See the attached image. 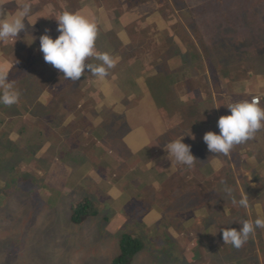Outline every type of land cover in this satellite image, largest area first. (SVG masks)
I'll use <instances>...</instances> for the list:
<instances>
[{
    "label": "rangeland",
    "instance_id": "obj_1",
    "mask_svg": "<svg viewBox=\"0 0 264 264\" xmlns=\"http://www.w3.org/2000/svg\"><path fill=\"white\" fill-rule=\"evenodd\" d=\"M75 1L76 4L80 2ZM100 1L102 0L88 3L85 1L75 11L94 19L99 27L112 30V15L107 10L119 7L121 17L123 16V25L116 28L119 38L126 46L135 45L134 41L138 39L135 33H138L141 41H152V47H147L143 52L147 54L145 57L149 61L142 69L141 64L136 66V72L132 73L129 82H125L123 90H119L111 76L98 82L101 88L107 89V97L116 94L115 103L121 102L123 105L116 106L114 111L118 115H103L108 116L103 122H109L110 127L103 126L99 129L96 126L103 124L99 120L93 124L94 127H88L86 121L82 123L84 129L87 128L84 133L89 140L98 141V148H87L89 159L84 162L83 157L78 155L79 146L77 145L75 152L74 147L69 145L72 142L68 137L75 136V131L70 128L76 112L72 110L68 100L71 98L75 106L73 89L52 86L63 97L58 100H62L63 104L66 101L67 104L65 108L59 106L60 104L59 107H53L55 95L52 89L50 86L41 87L36 84L38 80L33 76L26 84L35 83L34 100L39 105L31 103L26 110L20 99L18 105L14 104L8 113L0 109V264H112L119 255V241L125 235L140 238L145 244L132 264H264L260 229L256 230L241 250L231 244L226 246L221 241L222 235H219L224 228H231L238 221H254L258 211L264 216L261 201L253 204L249 200V208L244 209L233 204L226 191L231 189L232 194L239 199L244 193L243 185L257 188L261 184L255 175L264 176V128L252 139L234 146L227 156L210 152L203 140L209 131L219 134L217 122L221 116H225L224 110L228 115L231 114L230 109L224 107L220 95L227 105L249 100L255 95L261 98V105L264 106V53L252 52L254 46L248 44L251 41L250 36L242 38L237 35L227 38L235 42V47L229 43L213 41L203 52L199 39L196 40L182 16L173 25L177 34L175 41L170 43L163 36L162 27L172 26L173 19H170L168 10L162 12L157 9L156 12L157 0ZM256 1L251 4V8L262 12L264 4H258V1L264 0ZM224 2L231 5L233 0ZM50 3L51 0L0 2V9L10 12L22 9L25 5L32 6L29 20L34 23L37 19L34 25L26 19V29L16 40L7 41L10 54L0 51V64H7L8 67L11 65L9 79L14 85L18 79H22L19 73L35 75L32 71L35 66L28 71L22 68L17 71L19 64L28 66L37 58L36 54L39 60L43 58L39 38L42 36L40 32L44 28V19L53 15ZM164 8L166 9V5ZM163 14L168 18L163 17ZM242 18L247 24L253 22L247 13ZM136 20L137 23H134ZM146 20L149 23L158 22V26L151 28L149 34L146 33L148 28L144 29L139 24L141 22L146 25ZM54 23L58 25L57 20ZM130 27L131 30L127 29ZM186 31L196 40L194 43L199 47L198 53L204 55V70H199L197 63L191 59V54L187 55L189 60L186 63L177 59L175 62L170 61L174 55L167 58L165 54L169 53L175 42L179 47V43L183 42L179 35L187 33ZM260 33L264 39V31ZM255 34L253 33L254 36ZM109 35L113 40L117 39L114 34ZM241 40H244V44L240 46L237 42ZM155 44L159 47H154ZM236 44L239 51L234 49ZM188 52H191L190 48ZM160 58H167L165 61L171 70L179 68V77L182 80L189 77L192 85L201 83L203 86L208 83L213 97H216L214 104L209 107V114L201 122L203 124L185 126L183 134L179 136L169 133L161 137L167 131L163 129L166 123L163 121L164 112L155 98L158 97L160 101L164 92L169 93L174 88L179 90L180 86L176 84L174 73L171 77H165V84L163 77L153 78L157 75L154 61L161 60ZM226 62L241 64L239 72L231 73L239 76V83H226L229 93L221 94L223 77L219 76V72ZM43 63L44 61L42 65ZM186 67L192 70V78L186 72ZM38 68L37 72L43 71L41 65ZM204 74L208 78L204 79ZM126 75L128 76L120 70L118 77L124 79ZM39 78H45V74L39 75ZM185 93L186 91L182 94ZM170 96V99H175V92ZM77 99L80 100V96ZM112 102L106 98L100 105L89 102L87 106L101 108ZM4 116L5 124L1 120ZM95 119L93 116L90 120L93 122ZM138 128L145 129L152 143L134 155L125 138L133 141L139 139ZM182 137L183 142L191 146V151L196 150L197 157L201 158L200 163L198 160L196 164L188 167L177 163L174 158H169L165 145ZM66 146L75 154V160H69L70 164L60 160ZM192 154L195 156V153ZM205 160L208 173L201 169ZM167 167L168 170L176 171L171 178L166 172ZM197 168L210 176L202 182L197 181L196 174L200 175ZM228 177L231 179H227ZM165 178L166 185H163ZM153 179L161 182L155 181L154 185ZM212 185L218 186L212 188ZM116 187L123 188V191L119 189L114 194L113 188ZM121 194L123 196L119 199ZM83 203L89 204L88 214L85 217L83 215L81 222L77 223L72 219V207ZM224 205L227 209H222ZM233 206H238L234 212L231 210ZM201 209H206V213H202ZM211 225L217 227L216 237V231L210 228ZM241 227L242 225L239 226ZM211 238L212 241L208 243ZM200 239L203 241L202 246L198 244ZM193 249L200 254L196 259L190 252ZM222 250H229L231 253L227 254Z\"/></svg>",
    "mask_w": 264,
    "mask_h": 264
},
{
    "label": "trees",
    "instance_id": "obj_2",
    "mask_svg": "<svg viewBox=\"0 0 264 264\" xmlns=\"http://www.w3.org/2000/svg\"><path fill=\"white\" fill-rule=\"evenodd\" d=\"M79 1L80 2L76 4L75 0H51L50 5L53 10L52 11L53 15L50 16L49 18L46 17L44 19L45 20L44 28L42 29V32H40V34L44 35L47 32V34L52 36L53 39L57 38L60 35V33L57 31L58 25L54 23L56 20L54 16L58 15L60 12L64 10L77 12L78 10L75 11V8L78 7L80 3H83L85 1L88 3V2H91L92 0H79ZM157 1L158 2H156V12H158L157 9H161L162 12H164V10H168L169 14H171L169 16L170 19H173L172 26L167 27V28L165 26L162 27V34L169 40L170 43L175 41L177 32L175 31L174 26L179 21L178 17L182 16L187 27L193 31V34L195 35L194 37L196 38V40L199 39L203 52H205L206 49L209 47V43L211 46V43L213 41H218V43H229V45L232 44L235 47V42L227 38L228 36L232 37L233 35H237L238 37H242V38L250 36L251 41L248 44H252L254 46V49L252 52H255V53L257 52L258 54L264 53V50H263L264 39L261 37V33H260L264 31V18H263L264 9L262 12H259L257 9L251 8V4L255 2L256 0H233L231 5H226L224 0H216V1L215 0H157ZM29 3L30 1L27 2V4ZM100 3H103V0L100 1ZM259 3L264 4V1L262 2L258 1V4ZM124 5L125 4L122 5L123 8H124ZM165 5H166V9L164 8ZM199 6H202V7L199 8ZM29 8L31 9L32 6H30ZM118 9L119 7L118 8L115 7L113 9L107 10V13L110 12L111 13L110 15H112L111 23L113 27H112V30H110L109 28L105 29V27L98 26L99 34H98V38L96 41V47L98 51L108 52L116 58L115 67L109 71L108 76L109 77L111 76L110 78H112L117 83V87L119 88V90L120 89L123 90L124 89L123 85L125 84V82H129L132 73L136 72V69H135L136 66L138 64H141L140 68L142 69L144 68V64L149 61V59H146L145 57L147 54L143 52L147 47L151 48L154 43L152 41H149L147 43V42H144L143 40L142 41L139 40L138 33H135V37L138 38L136 41H134L135 45L126 46L123 43V41L119 38L118 33L116 31L117 27L123 25L121 24L123 22L122 20L123 16L121 17L120 11ZM176 13L179 16H177ZM244 13H247V15L249 14L250 19L253 22L250 21L251 23L247 24L242 18ZM98 15L100 16V14ZM148 16H151V14ZM162 16L165 17L166 19L168 18V16H165V14H163ZM124 17H125V13H124ZM134 23H137V20ZM157 23L156 22L149 23L146 20V25H143L141 22H139V24L144 29L148 28L146 30L147 34H149L150 32L149 30H151V28H156L158 26ZM127 29L131 30V27ZM253 33H256L255 36L253 35ZM109 34H114V36L117 39L113 40V37H111ZM179 37L181 40H183V42L179 43V47L177 46V43L175 42L172 46L173 48L169 49V53L165 52L167 58H169L171 55H174L172 59L170 58L171 59L170 61L175 62L177 59L181 63L182 62L186 63L187 60H189V58H187V55L191 54V59L195 63H197V65L199 66V70H204L205 69V66H203V64L205 65V60L203 58L204 55H201V53H198L199 47L194 43L196 40L193 37H190L188 32L184 34L181 33ZM243 41L244 40H241L240 42H237V43L240 44L241 46V44L242 45L244 44ZM157 42H159V39H157ZM180 44H182L185 48L183 46H180ZM238 44H236V48H234L235 50H238V47H237ZM8 46H9L8 42L2 41L0 43V50L3 51L4 53H7V55L11 53V50H9ZM34 47L37 48V46H34ZM154 47L158 48L159 45L155 44ZM189 48L191 49L190 53L188 52ZM172 50H174V52H172ZM35 58L36 59H34L33 62L29 64L28 66L19 64V68L17 69V71H19L21 68L24 71H28V69H31L33 68V66H35V68L32 69L35 75L29 74L28 72L26 74L25 72L22 71L24 74L19 73V77L22 79L21 80L18 79L17 84L14 85L16 89H18V91L20 92V99L22 100L21 105L22 107L27 108L26 110H28L31 103L36 104L35 106L39 105V103L34 100L35 83L29 82L28 84H26L29 78L33 76L35 80H38L36 81V84L37 83L40 84L39 86L41 87L50 86V89H52L51 88L52 86L57 85V86H64L66 89H70V90L73 89L72 97H73V100L76 101L75 106H73V101L71 98H68V100H70L71 102V106L73 107L72 110H75L76 112L75 117L73 118V123L70 128L72 131L73 130L75 131V136L70 135V137H68L69 140H71L72 142V144L69 143V145L74 147L75 152H76L77 145L79 146L78 155L79 157H83L82 162H84L89 159L87 148L89 146H91V148H94V147L98 148L97 146L98 141L95 139L93 141L89 140L88 136L84 133V131H86L87 128L84 129V126L82 125V123L86 121L88 122V127H94L95 125L93 124L98 123V120H100L101 117L105 115L106 113H109L108 116L114 114L113 112H111L112 108H108L107 106H103L101 108H99V106L98 107L93 106V107L88 108L87 105L89 102L95 105L96 104L100 105V103L106 99L107 89L101 88L102 86H99L98 84L100 80L92 76L90 73L86 72L84 76H82L80 80L78 81H71L70 79L66 80L64 78V74L60 72L59 70H57L56 68H53L47 65L46 62L44 61V58L41 57V59L39 60L37 54ZM167 58H164V59L160 58L161 60L154 61V63L156 64L157 75L156 77H153V78L163 77L164 84H165L166 83L165 77H169V76L171 77L172 74L174 73L175 77L177 78L176 84L177 86H180V88L179 90H176V88H174V90H172L169 93L164 92L162 99L160 98V101L158 97L155 98L157 99L160 105V109L164 112L163 121L164 123H166V125L164 124L165 128L163 127V129L167 131L163 133L162 137H165L169 133L179 136V135H182L184 132L183 127L185 126L191 127L196 124L198 125L203 124L201 122L205 120V118L209 114L207 113L209 111V107L211 106V104H214L213 102H215V98H216V97L215 98L213 97L212 90L209 87L208 83H206L203 86L201 83H198V85H192L189 77L187 80L185 79L182 80L179 77V68H175L174 70H171L169 66L167 65V62L165 61L167 60ZM43 61L44 63L42 65ZM90 62L93 63L94 65L99 63V61L95 60L94 58H91ZM39 65L42 66L43 71L41 72V74H45V78H41V79L39 78L40 72H37V70L39 69L38 68ZM240 65L241 64H239L238 62H226L225 66L221 67V70L219 72V76L223 77V81H222L223 87L221 86V88L223 89L221 90V94L229 93V89L226 88L227 86L226 83H231V84L239 83V76L238 77L233 76V74L231 73L239 72L241 69ZM120 70L128 74V76L126 75L124 79H122L121 76L118 77ZM186 72H188V75L192 78L193 76L192 70L186 67ZM165 73L167 74L165 75ZM149 76L147 78H149ZM205 77L208 78V75L204 74V79ZM25 78H27V80H25ZM179 82H181V84ZM52 91L55 95V99L53 101V107L55 106L58 107L59 104H60L59 106L61 107H64V108L65 106L67 107L66 101H64V104H63L62 100H58L60 98L63 99V97L60 96L58 89H55V90L52 89ZM184 91H186V93L182 94ZM174 92H175L176 98L174 97L175 99H170L168 96H170L171 93L174 94ZM78 96H80V100L77 99ZM220 97L222 99L224 107L228 108L227 103L223 101L222 95H220ZM263 104H264V101H263ZM16 105H18V103H16ZM12 106L0 105V109L8 113L9 110L10 111L12 110L11 109ZM84 108L85 110H83ZM153 111L156 114L157 113L159 114L157 110L153 109ZM143 114L144 113H142V115ZM223 114L228 115V112L224 110ZM41 115H43V106H41ZM55 115L57 114L55 113ZM93 116L96 117V119L93 122H91L90 119ZM1 120H2V123L5 124L6 117L5 116L4 118L1 117ZM96 127H98L99 129L103 128V124L100 126H96ZM156 133L157 135H159L157 128H156ZM38 145L41 146V143H39ZM62 151L64 155L61 156L62 159L60 160L65 161L68 164L71 163L69 160H75V156H74L75 154L74 152H72L71 148L66 146ZM192 153H195V157H196V161L194 164H196L198 160L200 163L201 158L197 157L196 150H193ZM205 164H206V160L204 161L203 164H201L202 165L201 169L204 172L208 173V171L205 168ZM197 169L199 171L198 173H200V175L196 174L197 181L202 182L203 179L205 178L207 179L210 176V175L206 176L205 174L202 173L201 169L200 170L199 168ZM213 174L214 176H216L215 171L213 172ZM255 177L258 181H261V184L257 188H254L253 186L246 187L245 185H243L242 189L244 190V193L248 195L249 200L253 201V204H255L256 201H261L264 207V201H262V199L264 200V176L257 174L255 175ZM167 178H168V175H167ZM167 178H165L164 181L162 182L163 185H166L165 182ZM169 178L171 177L169 176ZM210 179L211 178H209V180ZM214 179L215 177L213 178V180ZM227 179L230 180L231 177H228ZM217 186L215 187L214 185H212V188H217ZM202 192L203 194H205L204 191ZM206 206L208 207L209 205L206 204ZM88 208H89L88 203L74 205L72 207L73 221L77 223L81 222L82 216L84 215L85 217L88 214V210H89ZM206 209L208 210V208ZM206 209H201L200 211L204 213ZM222 209H227V206L224 205ZM237 209H238V206H233L231 210L234 212ZM254 215L256 216V214ZM240 225L241 223L240 221H238L231 228H235L239 230ZM210 228H213L216 231V234L214 236L216 237V235L218 234L217 227L214 225H211ZM260 230H261L260 231L261 242L264 246V239H263L264 229H260ZM219 235L221 237L222 233H220ZM212 238L208 240V243L212 241ZM221 241L224 243L222 238H221ZM201 242L203 241L200 239L198 241V244L200 246H202ZM245 244H248V242ZM225 245L230 246L228 244H225ZM144 247H145V244L140 238H134L128 235L123 236L119 241V255L116 257V259L114 260L112 264H132L135 258L143 250ZM241 249H244V247L242 246L238 250H241ZM222 251L223 252L225 251L227 254L231 253L229 250H222ZM190 252L195 255V259H196L197 255L199 254L196 251V249H193ZM174 264H179V263H174Z\"/></svg>",
    "mask_w": 264,
    "mask_h": 264
},
{
    "label": "clouds",
    "instance_id": "obj_3",
    "mask_svg": "<svg viewBox=\"0 0 264 264\" xmlns=\"http://www.w3.org/2000/svg\"><path fill=\"white\" fill-rule=\"evenodd\" d=\"M29 16L28 5L14 12L0 9V41L16 40L26 29V19L34 25L37 19L33 23ZM54 18L58 22L57 31L60 35L53 39L46 32L39 38L44 61L62 72L66 80L78 81L86 72L98 80H104L115 67L116 58L108 52L97 50L96 41L99 34L97 22L80 12L68 10L60 12ZM91 58L99 63L94 65L90 62ZM9 72L7 64H0V105L4 106H12L20 99V92L9 79ZM227 107L231 114L219 118L217 122L219 134L209 131L203 137L210 152L224 156H227L234 146L247 142L264 128V106L261 105L259 96L254 95L249 100L231 103ZM165 148L169 158H174L181 165L191 167L196 161L191 146L183 142V137L167 143ZM226 191L233 204H238L244 209L249 208L247 194H242L237 199L231 189ZM240 223L242 227L239 230L224 228L222 231L224 243L231 244L237 249L247 243L257 229H264V216L258 211L254 221L244 220Z\"/></svg>",
    "mask_w": 264,
    "mask_h": 264
},
{
    "label": "crops",
    "instance_id": "obj_4",
    "mask_svg": "<svg viewBox=\"0 0 264 264\" xmlns=\"http://www.w3.org/2000/svg\"><path fill=\"white\" fill-rule=\"evenodd\" d=\"M1 51V50H0ZM1 52H3V51H1ZM11 66V65H10ZM10 66H9V69H10ZM10 72H11V69H10ZM10 72H9V74H10ZM10 76V75H9ZM106 98H107V100L108 101H113L112 102V104H108V108H112V110H111V112H113L114 114L113 115H118V113L117 112H115L114 110H115V108H116V106L117 105H119V104H121V102H119V103H115L116 102V100H115V95H111L110 97H107V94H106ZM121 105H123V104H121ZM104 106V105H103ZM102 106V107H103ZM126 108V107H125ZM128 110V109H127ZM113 115H110V116H113ZM102 117H103V119H102ZM101 117V119L99 120V122H103L104 120H105V118H107V116H102ZM103 126L104 127H110V125H109V122H103ZM139 130H140V132H139V134H138V137H139V139H136L135 141H133V140H130V139H128L127 137L125 138V142H126V144H127V146H128V148H130L132 151H133V154L134 153H137V152H139V151H141V150H143L144 148H146L147 146H149L151 143H152V141H151V137H149V135L147 134V132L145 131V129L144 128H138ZM134 132V131H133ZM162 137V136H161ZM127 140H129L132 144H129V142L127 141ZM141 140H142V142H141ZM141 142V143H140ZM143 142H146L145 144H142ZM135 155V154H134ZM149 163H150V161H149ZM155 166V165H154ZM153 167V166H152ZM166 172H167V174L169 175V176H173L175 173H176V171H174L173 172V170L172 169H170V170H168V167L166 168ZM155 181H157V182H161V181H158V180H156V179H154L153 180V184L155 185ZM119 189H121L122 191H123V188H118V187H116V188H113V193L115 194V193H117V192H119ZM110 191H112V188L110 189ZM110 195H111V192H110ZM114 196V195H113ZM112 196V197H113ZM123 195L121 194L120 195V197H119V199L122 197ZM114 197H116V196H114ZM115 199H117V198H115Z\"/></svg>",
    "mask_w": 264,
    "mask_h": 264
},
{
    "label": "flooded vegetation",
    "instance_id": "obj_5",
    "mask_svg": "<svg viewBox=\"0 0 264 264\" xmlns=\"http://www.w3.org/2000/svg\"><path fill=\"white\" fill-rule=\"evenodd\" d=\"M40 75H41V71H40Z\"/></svg>",
    "mask_w": 264,
    "mask_h": 264
},
{
    "label": "bare ground",
    "instance_id": "obj_6",
    "mask_svg": "<svg viewBox=\"0 0 264 264\" xmlns=\"http://www.w3.org/2000/svg\"><path fill=\"white\" fill-rule=\"evenodd\" d=\"M59 107V106H58ZM57 108V107H56Z\"/></svg>",
    "mask_w": 264,
    "mask_h": 264
},
{
    "label": "built area",
    "instance_id": "obj_7",
    "mask_svg": "<svg viewBox=\"0 0 264 264\" xmlns=\"http://www.w3.org/2000/svg\"><path fill=\"white\" fill-rule=\"evenodd\" d=\"M261 99V98H260Z\"/></svg>",
    "mask_w": 264,
    "mask_h": 264
}]
</instances>
